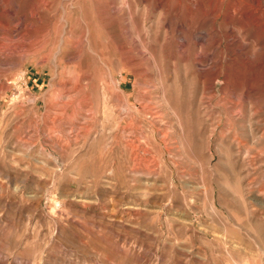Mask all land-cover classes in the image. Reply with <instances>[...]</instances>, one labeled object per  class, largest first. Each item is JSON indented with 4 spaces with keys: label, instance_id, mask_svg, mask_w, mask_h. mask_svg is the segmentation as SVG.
<instances>
[{
    "label": "rangeland",
    "instance_id": "1",
    "mask_svg": "<svg viewBox=\"0 0 264 264\" xmlns=\"http://www.w3.org/2000/svg\"><path fill=\"white\" fill-rule=\"evenodd\" d=\"M107 1L0 0V264H264V21Z\"/></svg>",
    "mask_w": 264,
    "mask_h": 264
},
{
    "label": "bare ground",
    "instance_id": "2",
    "mask_svg": "<svg viewBox=\"0 0 264 264\" xmlns=\"http://www.w3.org/2000/svg\"><path fill=\"white\" fill-rule=\"evenodd\" d=\"M6 1H8V0H6ZM53 1V0H52ZM82 1V3H81V5H80V8H81V10H83V11H90L91 12V16L90 17H86V19H85V24H86V31H82V32H84V34L88 37V38H96V36L93 34V27H94V25H98L99 26V22L100 23H102L103 21L101 20V19H97V16L95 15V12H97V11H100L101 9H106V8H110V6H111V3H109V1H107V0H81ZM167 1V0H166ZM196 1V0H195ZM194 1V2H195ZM212 1V6H213V11H214V13H215V15L217 14V16L215 17L216 19H218L219 18V14L218 13H220V10H221V8H222V6H223V0H209V2H211ZM237 0H235V2H236ZM240 1V0H239ZM5 2V1H4ZM10 2V1H9ZM34 2L37 4V5H42L43 4V6L44 5H46L47 6V2H45V3H43L42 2V0H34ZM77 2V1H76ZM127 2V1H126ZM192 2V1H191ZM230 2V1H229ZM119 3V2H118ZM154 3V2H153ZM162 3H163V1H162ZM170 3H174V1L172 2L171 0H170ZM169 3V4H170ZM193 3V2H192ZM196 3V2H195ZM198 3V2H197ZM204 3V2H203ZM14 4V3H13ZM34 4V3H33ZM124 4V3H123ZM166 4H167V2H166ZM169 4H167V5H169ZM125 5V4H124ZM160 5H161V2H160ZM193 5V4H192ZM203 5V4H202ZM204 5H205V3H204ZM6 6V5H5ZM36 6V5H35ZM43 6H41V7H36V10L38 11H40V8L42 9V7ZM169 6H173V4H171V5H169ZM179 6H181V5H179ZM193 6H195V5H193ZM199 5L197 4V7H198ZM210 6V5H209ZM231 6H232V3H231ZM49 7V6H48ZM114 7V6H113ZM124 7V6H123ZM202 7V6H201ZM70 8V7H69ZM157 8V7H156ZM168 7H166V9H167ZM170 8V7H169ZM188 8H190V7H188ZM188 8H187V10H188ZM111 9H113V8H111ZM121 9H123V8H121ZM161 9V8H160ZM180 9V8H179ZM208 9V8H207ZM228 9V8H227ZM231 9V10H230ZM2 10V9H1ZM1 10H0V12H1ZM157 10H158V8H157ZM191 10V9H190ZM211 10V9H210ZM229 10L230 11H232L231 13H237V12H241V14H242V16H243V18H242V16H241V18L242 19H244V22H245V24H243V27L247 30V31H250V29L249 28H251V26L253 27V25H257V22L259 21L260 22V20L262 19V21H264V0H247V2H245V5H242V3L241 2H236L231 8H229ZM228 10V11H229ZM3 11H4V9H3ZM38 11V12H39ZM117 11V10H116ZM119 11V10H118ZM168 11V10H167ZM189 11V10H188ZM193 11V10H192ZM13 12V11H12ZM81 12V11H80ZM106 12V11H105ZM197 12V11H196ZM200 12V11H199ZM206 13H207V11H205ZM204 12V13H205ZM211 12V11H210ZM99 13V12H98ZM113 13V12H112ZM202 13V12H201ZM203 13V14H204ZM212 13V12H211ZM210 13V14H211ZM5 14V13H4ZM87 14H89V13H87ZM208 15H209V12L207 13ZM222 14V13H221ZM229 14L230 13H228V16H229ZM232 14V15H233ZM239 14V13H238ZM237 14V15H238ZM110 16V15H109ZM204 16H205V14H204ZM204 16H203V18H204ZM234 16V15H233ZM1 17V16H0ZM25 17V16H24ZM198 17V16H197ZM230 17V16H229ZM232 17V16H231ZM234 18V17H233ZM232 18V19H233ZM240 18V17H239ZM4 19V18H3ZM228 19V18H227ZM230 19V18H229ZM235 19V18H234ZM17 20V19H16ZM231 20V19H230ZM240 20V19H239ZM232 21V20H231ZM243 21V20H242ZM14 22V21H13ZM38 22V21H37ZM60 22V21H59ZM41 23V22H40ZM167 23H168V21H167ZM167 23H166V25H167ZM234 23V22H233ZM242 23V22H241ZM20 24V23H19ZM16 25V24H15ZM14 25V26H15ZM260 25V24H259ZM258 25V26H259ZM13 26V25H12ZM20 26V25H19ZM22 26V25H21ZM97 26V27H98ZM169 26V25H168ZM242 26V25H241ZM264 26V25H263ZM1 27H2V25H1ZM4 27V26H3ZM5 27H7V26H5ZM4 27V28H5ZM45 27V25L43 26V28ZM100 27V26H99ZM230 27V26H229ZM233 27V26H232ZM243 27H241V28H243ZM257 27V26H256ZM262 27V26H261ZM10 28V27H9ZM18 28V27H17ZM38 28V27H37ZM165 28V27H164ZM169 28V27H168ZM184 28V27H183ZM243 28V29H244ZM11 29H13V28H11ZM45 29V28H44ZM50 29V28H49ZM229 29V28H228ZM255 29V28H254ZM262 29V28H261ZM20 30V29H19ZM39 30V29H38ZM47 30V29H46ZM173 30V29H172ZM3 31V30H2ZM2 31H0V32H2ZM236 31V30H235ZM234 30L233 31H231V32H235ZM255 31V30H254ZM254 31H252V33L254 32ZM258 31V30H257ZM256 31V32H257ZM13 32V31H12ZM19 32V31H18ZM20 32H22V31H20ZM19 32V33H20ZM259 32H260V30H259ZM39 33V32H38ZM230 33V32H229ZM13 34V33H12ZM22 34H24V33H22ZM21 34V35H22ZM75 36H77L75 33H73ZM100 34V33H99ZM238 34V33H237ZM262 34V33H261ZM15 35V34H14ZM40 35V34H39ZM42 35V34H41ZM40 35V36H41ZM84 35V36H85ZM132 35V34H131ZM149 35V34H148ZM258 35V34H257ZM20 36V35H19ZM18 36V37H19ZM36 36V35H35ZM38 36V35H37ZM203 36V35H202ZM207 36V35H206ZM229 36V35H228ZM242 36V35H241ZM244 36V35H243ZM252 36V35H251ZM256 36V35H255ZM263 36H264V34H263ZM262 35H261V37H263ZM1 37V36H0ZM103 35L102 34H100V36H99V40L101 41V40H103ZM121 37V36H120ZM146 37V36H145ZM197 37V36H196ZM254 37V36H253ZM257 37V36H256ZM259 37H260V34H259ZM258 37V38H259ZM3 38V37H2ZM10 38V37H9ZM12 38V37H11ZM15 38V37H14ZM30 38V37H29ZM38 38V37H37ZM54 38V37H53ZM82 38V37H81ZM87 38V39H88ZM148 38V37H147ZM203 38H204V36H203ZM230 38H232V35H231V37ZM236 38V37H235ZM248 38V37H247ZM7 39V38H6ZM17 39V38H16ZM23 39V38H22ZM39 39V38H38ZM47 39V38H46ZM182 39V38H181ZM260 39V38H259ZM10 40V39H9ZM27 40V39H26ZM50 40V39H49ZM90 40H92V39H90ZM205 40V39H204ZM204 40H202L201 38H199L198 39V42H199V44H201L202 43V41H204ZM237 40H238V38H237ZM240 40V39H239ZM7 41V40H6ZM183 41V40H182ZM197 41V40H196ZM247 41H249V40H247ZM252 41V40H251ZM9 42V41H8ZM15 42V41H14ZM34 42V41H33ZM49 42H51V41H49ZM231 42V41H230ZM260 42V41H259ZM264 42V41H263ZM5 43V42H4ZM11 43V42H10ZM16 43V42H15ZM52 43V42H51ZM135 43H137L136 42V40H135ZM9 44V43H8ZM139 44V43H138ZM232 44H234V43H232ZM7 45V44H6ZM52 45V51H51V53H54L55 52V54H58L60 51H61V48H62V44L59 42V38L58 37H56L55 38V40H54V42L51 44ZM197 45V44H196ZM214 45V44H213ZM3 46V45H2ZM38 46V45H37ZM121 46L123 47L124 46V44H123V41H121ZM232 46V45H231ZM262 46V45H261ZM264 46V45H263ZM262 46V47H263ZM11 47V46H10ZM35 47V46H34ZM168 47H170V45L168 46ZM215 47V46H214ZM260 47V46H259ZM261 47V50L263 49L264 50V47L262 48ZM51 48V47H50ZM64 48V47H63ZM198 48V47H197ZM9 49V48H8ZM13 49V48H12ZM144 49V48H143ZM235 49V48H234ZM239 49V48H238ZM241 49V48H240ZM245 49V48H244ZM213 50H214V48H213ZM241 50H243V49H241ZM240 50V51H241ZM256 50H258V49H256ZM14 51V50H13ZM151 51H153V50H151ZM215 51V50H214ZM234 51V50H233ZM238 51V50H237ZM236 51V52H237ZM62 52V51H61ZM60 52V53H61ZM154 52V51H153ZM213 52V51H212ZM235 52V53H236ZM148 53H149V51H148ZM147 53V54H148ZM229 53V52H228ZM239 53H241V52H239ZM238 53V54H239ZM72 54V53H71ZM144 54V53H143ZM233 54V53H232ZM231 54V55H232ZM1 55V54H0ZM152 55V54H151ZM230 55V54H229ZM236 55V57H237V54H235ZM241 55V54H240ZM244 55V54H243ZM242 55V56H243ZM258 55H260V54H258ZM262 55V54H261ZM143 56V55H142ZM153 56V55H152ZM227 56V55H226ZM245 56V55H244ZM156 57V56H155ZM200 57V56H199ZM241 57V56H240ZM249 57V56H248ZM258 58V57H257ZM71 59V58H70ZM153 59H154V56H153ZM201 59V58H200ZM228 59V58H227ZM239 59V58H238ZM243 60H244V58H242ZM73 60V59H72ZM75 60V59H74ZM231 60V59H230ZM213 61V60H212ZM219 61V60H218ZM223 61V60H222ZM232 61H235V60H232ZM245 61V60H244ZM3 62V61H2ZM1 62V63H2ZM250 62V61H249ZM198 63V62H197ZM217 63V62H216ZM237 63V62H236ZM235 63V64H236ZM243 63V62H242ZM200 64V63H199ZM247 64H248V62H247ZM250 64V63H249ZM4 65V64H3ZM201 65V64H200ZM243 65V64H242ZM244 65H246V64H244ZM252 65V64H251ZM250 65V66H251ZM0 66H2V65H0ZM220 66V65H219ZM235 66V65H234ZM233 66V69L235 68ZM239 66H241L240 64H239ZM202 67H204V66H202ZM242 67H244V66H242ZM248 67H249V65H248ZM199 68V67H198ZM222 68V67H221ZM203 69V71H204V68H202ZM206 69V68H205ZM220 69V68H219ZM223 69V68H222ZM201 70V69H200ZM227 70H228V67H227ZM247 70V69H246ZM203 71H201V73L203 72ZM206 71V70H205ZM235 71V70H234ZM207 72H208V70L206 71V74H207ZM237 72V71H236ZM200 73V74H201ZM229 73V72H228ZM199 74V75H200ZM204 74V73H203ZM235 74V73H234ZM228 75V74H227Z\"/></svg>",
    "mask_w": 264,
    "mask_h": 264
}]
</instances>
